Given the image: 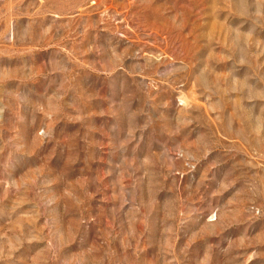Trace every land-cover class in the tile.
<instances>
[{"label":"rangeland","instance_id":"rangeland-1","mask_svg":"<svg viewBox=\"0 0 264 264\" xmlns=\"http://www.w3.org/2000/svg\"><path fill=\"white\" fill-rule=\"evenodd\" d=\"M0 264H264V0H0Z\"/></svg>","mask_w":264,"mask_h":264}]
</instances>
